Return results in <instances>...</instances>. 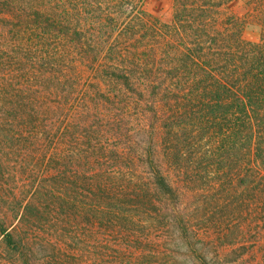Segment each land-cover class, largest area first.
Here are the masks:
<instances>
[{
    "label": "trees",
    "instance_id": "16d2710c",
    "mask_svg": "<svg viewBox=\"0 0 264 264\" xmlns=\"http://www.w3.org/2000/svg\"><path fill=\"white\" fill-rule=\"evenodd\" d=\"M145 1L0 0L6 262L264 264V0Z\"/></svg>",
    "mask_w": 264,
    "mask_h": 264
},
{
    "label": "rangeland",
    "instance_id": "374dc122",
    "mask_svg": "<svg viewBox=\"0 0 264 264\" xmlns=\"http://www.w3.org/2000/svg\"><path fill=\"white\" fill-rule=\"evenodd\" d=\"M243 6H244V2H242V0H232L227 7H229L230 10H232L231 12H242L243 11ZM172 9V0H146L142 6V10H144L147 14H150L152 17H159V16H163L166 15L167 13H170ZM245 38L247 40L250 41H256L259 37V32L258 29L254 26L252 27H248V29L245 32ZM79 72H81V68L80 66L78 67ZM86 78V76L84 77ZM4 178L8 179V181H4L2 180L1 185L2 184H6L4 193L7 192L6 195H9L12 188L15 186V182L13 181V176L12 174L9 173V175H5ZM5 182V183H4ZM2 194V193H1ZM193 197H189L187 198V200L185 201L186 206H190V204H193ZM202 201V199H201ZM201 208L203 207H207V203H203L201 202ZM191 208V207H190ZM201 212V210L199 211ZM195 216H200L198 214V212H195ZM199 224H204V223H199ZM179 243V244H178ZM212 248V247H211ZM167 249H172L171 253H175L177 252V255L171 256L169 253L164 256V252L166 250V252H169ZM213 249V248H212ZM207 250V248H206ZM209 252V254L213 253L212 250L208 249L207 250ZM3 247L0 246V264H10L9 262H6L5 260H3ZM158 252L157 256H148L147 253L144 254V256H137L135 259L134 257H130L128 255V253L126 252V258L128 259V261L133 264H197L196 263V257L193 254H190L189 250L186 247H182L181 243L177 241H173L168 243L167 245H164L163 243L161 244V246L159 248H157V250L155 251V253ZM234 256H236V254H231L228 256L227 260H234ZM247 256H243L242 258L247 259ZM247 261H249V259H247ZM247 261H242L241 263H239V261L236 259L235 263L233 262H228L224 263L225 261L223 260V264H248ZM253 262V261H251Z\"/></svg>",
    "mask_w": 264,
    "mask_h": 264
}]
</instances>
